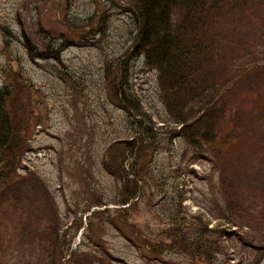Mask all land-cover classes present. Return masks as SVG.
<instances>
[{"label": "rangeland", "instance_id": "374dc122", "mask_svg": "<svg viewBox=\"0 0 264 264\" xmlns=\"http://www.w3.org/2000/svg\"><path fill=\"white\" fill-rule=\"evenodd\" d=\"M250 3L249 28L255 32L246 39L253 38L250 51L256 56L247 57L255 63L258 57L264 60V0ZM131 10L132 0H0V85L29 83L20 102L29 103L36 117L31 150L9 182L20 188L16 193L12 189L14 196H0V264H58L60 258L62 264H208L170 246L168 233L189 229L198 217L211 228L230 229L222 215L228 208L220 170L174 134L177 124L161 99L157 71L128 53L137 25ZM105 12L108 19L101 31L98 22ZM251 41L243 45L242 56ZM46 43L62 48V60L31 58L29 47L45 50ZM123 61H128V85L141 99L148 142L155 147L142 159L136 157L143 146L137 117L107 90V74L119 72ZM227 100L221 130H238L242 124L250 135L241 147L251 144L263 158L262 197L264 81L249 88L241 85ZM126 140L133 142H120ZM124 147L134 149L127 153V166L141 172L145 192L122 220V206L114 202L120 182L104 161L119 156ZM225 168L235 173L230 161ZM46 191L51 200H45ZM101 199L110 211L102 217L93 212L104 208L92 205ZM259 200L264 208V199ZM18 215L20 223L14 219ZM108 215L116 226L106 220ZM46 226H53L50 236ZM252 230L245 227L243 236L251 238ZM156 240L164 245L155 249ZM250 242L245 244L239 232L230 234L227 251L214 254L211 264H264V254Z\"/></svg>", "mask_w": 264, "mask_h": 264}, {"label": "trees", "instance_id": "16d2710c", "mask_svg": "<svg viewBox=\"0 0 264 264\" xmlns=\"http://www.w3.org/2000/svg\"><path fill=\"white\" fill-rule=\"evenodd\" d=\"M132 5L131 12L137 25L128 53L134 59L142 58L146 66L157 71L161 99L172 121L177 124L174 134L193 147L200 158L209 160L220 170V189L223 190L225 206L228 208L222 215L230 229L237 227L234 230L220 226L211 228L209 223L198 217V223L190 221L192 227L189 229L179 228L168 233V244L190 254L197 263L205 261L211 264L214 254L227 251L225 238L239 232L245 244L251 241L252 248L264 254V208L259 200L264 199V196L259 197L258 189V185H263V158L260 159L259 150L251 144L250 147H241L245 144L243 138L250 136L242 124H239L238 130L233 128L225 133L221 130L227 114L228 95L241 85L249 88L252 85L260 86L264 81L261 75H264L262 57H258L260 60L256 59L255 63L248 61L247 57L256 56L250 51L255 48L253 38L246 39L255 32L254 28H249V13H252L250 0H132ZM102 15L98 22L101 31L108 19L107 12ZM260 20L261 15L257 21ZM247 41L251 43L242 56L241 50ZM34 48L29 47L33 59H61L62 48L59 46L55 49L46 43L45 50L36 51ZM261 53L264 55V49ZM127 62L120 64L119 72L107 74V90L120 107L137 117L139 143L143 146L139 147L136 157L142 159L148 148L153 150L155 147L148 142L151 141L150 129L145 122L141 99L134 86L127 82ZM26 86L30 84L25 85L21 80L0 85V196L3 198L14 196L20 188L18 183L14 186L9 182L22 166L25 153L31 150L29 139L36 117L29 103L20 102L24 99L21 95L26 91ZM242 117L241 123L244 120ZM250 140L251 137L249 143ZM226 147L229 148L225 150ZM123 150L120 151V157L110 156L109 160L104 161L108 171L120 182V191L114 202L122 206L118 207L122 220L145 192L141 186L145 181L141 172H136L133 164L130 169L127 166V153H134V149L124 147ZM229 161L231 167L236 168L234 174L226 171L225 166ZM45 193V200H51L48 192ZM250 195L255 199H249ZM260 202L262 206H259ZM103 203L101 199L92 204L104 208V211L93 212L95 215L102 217L110 212ZM18 218L19 215L14 219L20 223ZM107 218L116 226L113 217L108 215ZM245 227L254 230L249 235L251 238L243 236ZM46 229L50 236L53 226H46ZM163 243L164 240H156L153 245L157 249ZM44 248L47 247L44 245ZM61 261L60 258L58 264H62Z\"/></svg>", "mask_w": 264, "mask_h": 264}, {"label": "water", "instance_id": "95a60500", "mask_svg": "<svg viewBox=\"0 0 264 264\" xmlns=\"http://www.w3.org/2000/svg\"><path fill=\"white\" fill-rule=\"evenodd\" d=\"M120 142H123V143H126V144H131L133 142V140H126V141H120Z\"/></svg>", "mask_w": 264, "mask_h": 264}]
</instances>
